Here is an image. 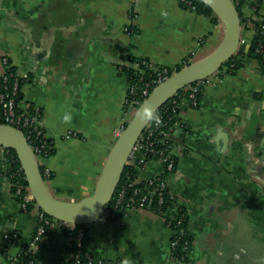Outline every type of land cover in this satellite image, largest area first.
I'll use <instances>...</instances> for the list:
<instances>
[{
	"label": "crops",
	"instance_id": "0c3cea01",
	"mask_svg": "<svg viewBox=\"0 0 264 264\" xmlns=\"http://www.w3.org/2000/svg\"><path fill=\"white\" fill-rule=\"evenodd\" d=\"M240 1L242 17L262 21L264 0ZM224 33L221 21L177 0H0V58L6 56L24 80L22 105L41 111L53 145L44 160L51 195L75 204L94 193L115 132L134 114L124 110L128 84L120 75L123 67L137 68L128 58L176 72L212 54ZM253 35L241 31L238 69L223 67L209 77L196 108L182 102L184 138L172 140L182 155L172 172L151 162L138 175L140 181L164 177L186 210L192 238L187 264H264V75L246 56ZM36 217L37 210L22 212L0 172V264H7L4 233L16 231L24 245ZM87 230L89 248L105 260L178 264L170 257L171 229L152 212L130 211L114 222L101 218ZM36 258L37 264L68 259L62 231L48 236Z\"/></svg>",
	"mask_w": 264,
	"mask_h": 264
},
{
	"label": "built area",
	"instance_id": "2783aa9c",
	"mask_svg": "<svg viewBox=\"0 0 264 264\" xmlns=\"http://www.w3.org/2000/svg\"><path fill=\"white\" fill-rule=\"evenodd\" d=\"M177 1L179 3L188 4L185 0ZM250 20V18L243 17V20H241L242 31L250 29L253 31L254 34H257V31L256 29H254V26L250 22ZM124 31L126 33H131L132 29L127 27L124 29ZM259 34L262 36L264 35V32L260 31ZM263 52L264 45L260 44L255 49V53L262 54ZM0 61L3 68L0 74V125L11 126L24 134L29 147L31 148L36 159L38 160L39 168H42V177L44 176V180L46 179L45 182H47L51 177V171L48 166L44 164V160L47 158V155H45L43 151L46 148V141L48 138L42 127L41 114L38 112V110L34 108L29 109V107H25L21 103L16 102L19 91L21 89L19 87V77L15 73V71H8V69L11 68V64L6 56L2 55ZM145 72H151V75L150 81L146 83L144 88L142 89L141 98L143 99V102L148 98V96L156 86L161 84L164 80H166L170 75L174 73L173 71H169L166 68H160L154 66L146 60H142L140 66L138 65L135 69L134 74L139 76L144 74ZM139 81H141V78ZM206 81L207 80L197 81L187 86L183 90L179 91L180 96L183 97L182 102L187 101L192 108H196L200 102V97L203 93ZM127 92L130 95L134 94L135 85L127 86ZM126 102L127 99L125 100V103ZM137 104H139L138 101L130 103V109L135 112L137 110ZM18 107L24 110L22 112H17ZM158 110L153 115L152 119L146 125L143 132L140 134L139 138L135 142L126 165L138 167L139 171L141 172L149 165V163L159 162L163 166L164 172L167 174L172 172V170L175 168L178 155H182L181 152L179 154L175 153V146L172 141V135L174 134V132H182L185 129V125L181 121L180 111H178V113H176L173 117L171 127L166 130L163 124L161 123V117L160 115H158ZM128 121L125 122L128 123ZM124 128V125H122L120 129L115 132L116 138L119 136V134ZM12 164V158L8 157L6 150L0 148V172L3 174V176H5L4 174L11 169ZM21 171L23 172L22 168L11 174L10 178H13L16 181L15 183H12L8 177H5L9 181L12 190L14 189L13 192L16 198L18 199L22 212H29L34 209L37 210V217L33 234L28 240V242L24 245L20 243V235L16 231H13L11 233H4L3 253L5 255L7 264H20L19 257L22 253H26L27 264H37V249L45 243V240L52 232L59 230L63 233V229L67 230V234L63 233L64 246L68 258H70V253H68L67 249L72 247L74 241L78 248L81 247V241L85 236L84 230L87 227H84V229L76 230L77 226L48 217L36 205L29 188H23L20 184H18L17 179H19ZM137 182L141 181L137 179ZM143 182H145L149 186H152V188H147L148 191H146L136 202L133 200L132 197H130L129 199L126 198L128 187H131V185L127 187L122 186V188H120L119 190H117L116 188L113 195V198L115 196L113 209L110 211V209L106 207L102 218H104L106 222L116 221L119 218H116L115 212L120 207L122 209H125L126 213L130 211L145 210L163 218L166 225L170 228L171 222L177 219L179 220L177 216V210L179 205L177 204V201L175 200L174 196L169 192L166 179L164 177H154L146 179ZM138 192L139 189H133L132 194L136 196ZM165 195H167L168 201L175 203L174 208L170 209L176 213V216L173 218H169L166 215L163 216L161 213V207L164 204ZM153 202L156 203V208H152ZM30 204H32V207L28 209V206ZM171 232L172 236L177 233L174 230H171ZM181 233L182 232H180V234ZM175 246L176 240H170L169 252L174 250ZM12 248L17 249L16 254L10 253ZM187 249V246L184 247V251ZM86 259H88V257H86ZM171 259L178 264H185L181 261L182 259H178L175 257H171ZM63 263L64 261L60 262V264ZM97 264H104L103 258L99 259L97 261ZM120 264L125 263L121 262Z\"/></svg>",
	"mask_w": 264,
	"mask_h": 264
},
{
	"label": "water",
	"instance_id": "95a60500",
	"mask_svg": "<svg viewBox=\"0 0 264 264\" xmlns=\"http://www.w3.org/2000/svg\"><path fill=\"white\" fill-rule=\"evenodd\" d=\"M203 1L224 24L225 33L221 44L208 57L174 72L152 90L116 138L91 196L75 204L55 199L46 187L38 160L24 134L11 126L0 125V148L15 152L36 205L48 217L74 226H88L100 220L113 198L135 142L156 111L179 91L197 81L207 80L220 71L224 63L237 54L242 28L235 4L232 0ZM216 8L224 14L225 20ZM172 138L182 141L184 133L174 132Z\"/></svg>",
	"mask_w": 264,
	"mask_h": 264
},
{
	"label": "trees",
	"instance_id": "16d2710c",
	"mask_svg": "<svg viewBox=\"0 0 264 264\" xmlns=\"http://www.w3.org/2000/svg\"><path fill=\"white\" fill-rule=\"evenodd\" d=\"M188 4L185 3H181L182 7H184L185 9H188L190 11H193L199 15H203L207 18H209L213 23H218L219 19L217 17V15L214 13L213 9L207 4L205 3L203 0H185ZM233 3L235 4L237 11L239 13V16L241 18V20H243L242 14H241V1L240 0H232ZM237 2V4H236ZM254 14L258 17H261L259 14V7L256 4V10L254 11ZM250 22L253 24L254 29H256L257 34L253 35L250 47L247 50L246 56L254 58L258 64L260 65L262 71L264 70V52L262 54H256L255 53V49L260 45L263 44V40H264V35H260L259 32L263 31L264 32V16H262V21L260 22H255L254 18H251ZM247 27V26H246ZM247 29V28H246ZM249 29V28H248ZM238 55V54H237ZM237 55L233 56L230 60H228L227 62L224 63L223 67L227 68V71L229 72H233L234 70L238 69L240 67V62L237 60ZM131 62H133L134 64H136L137 66L141 64L142 60L141 59H136V58H128ZM180 70V68H178V71ZM9 72L15 71L13 67L8 69ZM135 70L133 68H126L123 67L120 71V75L124 76L126 78V82L128 84V86H132L135 85V93L134 94H128V92L126 93V99L127 102L125 103L124 106V110L127 112L130 107V103H133L134 101H138L139 104L136 105L137 109L139 108V106L143 103V99L141 98L142 95V89L144 88L145 84L148 83L150 81V75L151 72H145L142 75H135ZM141 78V81H139ZM24 82L23 79L19 78V87L21 88L22 83ZM182 98L180 96V92L175 95L174 97L168 99L162 106L161 108L158 110V115H160L161 117V123L163 124L164 128L166 130H168L173 122V117L176 113H178V111H180V106L182 104ZM17 103H21L22 104V97H21V92L19 91L17 100ZM32 107H29V109H31ZM24 110V109H23ZM22 108L18 107L17 108V112H22L23 111ZM38 112L41 114V111L38 110ZM124 127L127 125V122H124ZM46 148L43 151L45 155H47V157L51 156L53 154V145H52V141L47 139L46 141ZM8 157L12 158L13 164L11 165V169L6 172L4 175L6 177H8L10 179V181L12 183H15L16 181L13 178H10L11 174L13 172H16L17 170H19L21 168L20 163L17 159V156L15 154L14 151L12 150H6ZM40 173L41 175H43L42 172V168H40ZM140 171L138 167H134L132 165H126L125 168L122 171L119 183L117 185V190H119L120 188H122V186H130L128 187L127 190V195L126 198L129 199L130 197L133 198V200L136 202L140 199V197L146 192L148 191L147 188L151 189L152 186H149L148 184H146L145 182L141 181V182H137L138 179V175H139ZM52 177V176H51ZM50 177V178H51ZM45 177L43 176V179ZM46 180V179H45ZM18 184H20L23 188H27L28 184L25 180V176L23 174V172H20V177L19 179H17ZM133 189H139V192L136 196H134L132 194ZM14 191V189H13ZM115 198V196H114ZM114 198L112 199V201L109 203V205L107 206L110 211L113 209V203H114ZM164 204L162 205V210L161 213L162 215H166L168 213V211L171 208H174L175 203L174 202H170L168 201V197L167 195L164 196ZM32 207V204H30L28 206V209H30ZM152 208H156V203L153 202L152 204ZM116 214V218H120L123 215H126V211L125 209H122L121 207L118 208L115 212ZM177 216L179 218V220H174L173 222L170 223V228L173 231H176L177 233L174 236H171V241H175L176 240V246L174 247V250H172L170 252V257H175L178 259H182L181 261L184 262L185 264H187L188 262V254L192 245V238L189 235V233L187 232V223H188V215L186 210L179 206L178 210H177ZM84 227L87 226H77L76 230L78 229H84ZM85 232V236L81 241V247L78 248L74 243L72 244V247L68 248L67 251L68 253H70V258H68L66 261H64L63 264H97V261L99 259L102 258L101 253H99L96 250L90 249L89 248V244H90V237L88 234V230L87 228H85L84 230ZM180 232H182L180 234ZM63 233L67 234V230L63 229ZM187 246V250L184 251V247ZM25 252V251H23ZM86 257H88V259H86ZM104 264H120L122 261H118V260H113V261H108L103 259ZM19 263L20 264H27L26 263V253H22L19 257ZM58 264H60V262H58Z\"/></svg>",
	"mask_w": 264,
	"mask_h": 264
},
{
	"label": "clouds",
	"instance_id": "9594fccd",
	"mask_svg": "<svg viewBox=\"0 0 264 264\" xmlns=\"http://www.w3.org/2000/svg\"><path fill=\"white\" fill-rule=\"evenodd\" d=\"M64 119H65V120H70V119H71L70 114H65Z\"/></svg>",
	"mask_w": 264,
	"mask_h": 264
},
{
	"label": "bare ground",
	"instance_id": "6f19581e",
	"mask_svg": "<svg viewBox=\"0 0 264 264\" xmlns=\"http://www.w3.org/2000/svg\"><path fill=\"white\" fill-rule=\"evenodd\" d=\"M216 9H217V8H216ZM217 12L221 15L222 19L225 20V16H224V14H223L221 11H219L218 9H217Z\"/></svg>",
	"mask_w": 264,
	"mask_h": 264
},
{
	"label": "rangeland",
	"instance_id": "374dc122",
	"mask_svg": "<svg viewBox=\"0 0 264 264\" xmlns=\"http://www.w3.org/2000/svg\"><path fill=\"white\" fill-rule=\"evenodd\" d=\"M180 113H181V111H180Z\"/></svg>",
	"mask_w": 264,
	"mask_h": 264
}]
</instances>
